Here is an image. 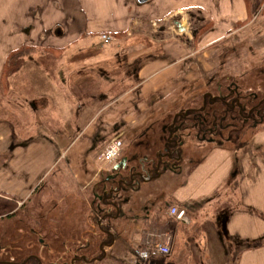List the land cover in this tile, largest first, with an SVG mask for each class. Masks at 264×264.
Wrapping results in <instances>:
<instances>
[{"label": "crops", "instance_id": "crops-1", "mask_svg": "<svg viewBox=\"0 0 264 264\" xmlns=\"http://www.w3.org/2000/svg\"><path fill=\"white\" fill-rule=\"evenodd\" d=\"M173 1L175 0H86L88 5L82 6L77 0L75 7L65 9L64 7L62 8L58 0H31L32 11L41 20L42 30L33 36L30 44H36L38 40L41 41L43 45L40 51L42 62L41 58H37V61L42 63V69L49 70V72L53 71L50 76H52L53 82L58 85L57 98L59 97V90L64 92L59 81L60 77L65 76L64 65L66 66V64H63V61H65L69 45H75L78 41L89 38L91 34L100 35L101 33H107L111 38L117 37L115 39L117 45H123L126 43L127 30L132 34L136 32L138 37L133 39L131 47H129L133 48L132 51L137 48H134L135 45L144 47L142 45H147V43L152 46L165 42L169 44L166 49L160 50V54L152 52V47L147 49V46H145L147 50H139L127 56V59L121 65H118V67H121V73L119 75L116 74L112 78L106 66L109 60L116 64L115 59L121 58V54L118 52L114 53L108 62L107 60H102L101 63L99 61L91 62V60H86L85 62L71 64L72 71L80 80L93 77L94 75L98 76L100 73L103 76H108V84L113 89L111 92L108 89H103L100 92L98 102L101 106L100 113L103 114L106 110H110L108 112H111L114 118L112 122L101 123L97 131H95L91 145L86 150V156H81V159L87 158L88 162L81 160L76 172L68 164H64V169L66 168V171L72 176L71 187L64 186L63 182H59L58 186L52 183L49 184L50 188L55 187L54 189H57V195L56 198H53V201L55 200L54 204L47 203L46 206L49 205L47 206L48 208L54 207L58 210V227L60 231L64 230L66 233L62 234L60 232L61 237L65 238V241L60 243L64 249L70 246L76 247V245L83 248L85 244L88 245V250H90V248L96 247L92 244L98 237L107 236L110 240L107 241V244L104 243L102 245V250L105 253L104 258H118L117 261L122 262L121 264H139L143 256L140 249L144 243L148 246L147 252L149 253L155 241L169 238L170 246L173 249L172 254H170L171 257H174L175 253L179 251L177 247L179 227H188L192 224V221L189 219V223L186 224L169 216L167 210L170 205L183 208L187 213L190 210L202 209L204 204L210 205L219 201L218 205L215 206L216 208L207 217L210 221L207 229L203 230V228H200L195 237H190L186 231L188 236L184 240L182 239V247L187 253L195 251L205 253V258L198 261V264H228V253H231V255L237 254L233 264H264V181L262 186L256 182L258 179L257 174L262 167V172L264 173V165L259 163V161H264V130L259 128L254 134L249 136V139L242 147L236 149L230 148L229 144L216 147L206 142H200V146L193 147L191 145L192 148H190L186 139L181 155L184 160L180 168L174 174H162L159 177V181L156 179L147 183L143 189L145 200L137 203H133L131 200L127 202L120 200L118 202V211L113 206L101 205V210L108 212L107 215L101 217L96 215L93 210V203H91L93 200V185L102 175L112 169V167H106V164L99 163L101 161L100 156L107 145L115 138L120 139L123 144V157L127 155L131 157L133 154L140 155L139 152L141 151L143 156H154L157 153L163 154L164 149L156 151L154 144L150 148L142 147L141 151H138L139 147H137L127 153L126 139L129 142H133L138 133L141 134L140 136L148 134L149 129H152L151 126L157 124V122H161L162 126L168 129L172 126L175 122L174 120L179 116L178 111L186 108L179 106L182 98L185 100L184 95L187 96L188 93L193 92L196 86H199V91L201 90L200 87L204 86L203 88H205L206 86L204 70L198 65L197 53L202 52V57L207 58L208 51L206 48L210 47V50L228 35L236 34L237 28L246 21L249 15L248 5L244 0H240L241 13L235 16L234 25L230 26L231 29L229 28L225 34L212 41L203 43V38L196 42L194 31H190L191 17L188 14L189 10L193 9L194 6L184 3L173 4ZM49 4L53 7L47 8ZM164 7L168 8L162 16V21H167L170 18L172 30L176 33H184L186 35V43L182 39L176 40L172 33L168 37H158L152 27L148 26L147 21L136 17L132 18L131 21L128 20L127 26H123L117 21L116 15L121 18L127 12L133 13L140 9L146 10L148 13H160ZM46 9L50 13H47ZM63 11L66 12L63 14L65 18H58L53 15L51 18L53 19L52 23H48V14L62 13ZM99 12L107 13V16H104L106 28H103V25L97 21L96 23L91 22L89 20L91 17L85 15ZM82 14L84 16L80 17ZM199 22H209L210 29L208 31L213 30V22L206 19H199ZM56 30L61 31V37L56 35ZM159 30L164 32L166 25L159 28ZM32 32L29 31L28 34L31 36ZM145 40L148 41L146 42ZM235 43L219 44V49H224L227 45L232 46ZM24 46L30 47L31 51L24 57L22 67L10 76L8 87L5 90L0 85V110L4 107H9L10 109L23 108L26 109L27 115H32L36 114V110L57 106H52V104L56 103L54 89L46 87L43 82L36 86L35 84L29 85L20 81L21 76L19 73L23 69L26 60L39 53H35V46L33 45ZM8 54L0 64V74ZM144 59L149 60L150 63L141 66L140 62ZM189 60H195L194 64L198 71V76L196 77L193 75L196 70L194 68L189 69ZM116 61L118 63L121 62V60ZM182 64H184L185 70L180 77H177V67ZM160 65L161 67H159ZM216 70L214 71L216 72ZM78 100L85 101L83 97H79ZM85 104L86 101L77 108L78 110L74 116L75 121L81 115ZM8 113L13 115L12 110ZM14 116L16 115L14 114ZM92 118L93 115L90 117V121L88 120L85 123L83 131H87L91 127ZM44 119V117H41V120L44 121ZM43 124L47 128L48 126H57L53 128L54 130L50 127L48 128V130H52L55 133V137H47L51 144L54 143L51 147L56 146L60 140L59 131L61 127L59 123H57L55 118H47ZM109 128L112 134L110 136L106 134L110 132L108 131ZM142 130L143 133L140 132ZM73 144H71L69 149L67 147L63 150L57 149L56 155L59 158L66 156L65 154L68 150H71ZM43 149L44 152L47 151V148ZM34 150H37L34 146L20 147L16 145L12 155L27 153V156H30ZM250 150H253V152ZM90 158H92V161ZM70 161L67 160V162ZM87 164H89V167ZM69 165L71 164L69 163ZM0 178L2 180L4 178L2 171H0ZM165 178H167L166 181H163ZM175 181H181V184L176 187L175 192L167 194L170 202L163 211L165 216L170 218L169 224L173 228L171 229L169 226L171 231L166 230L158 234L153 229L156 225V218L153 219L152 212L148 207H150L151 199L155 195L161 194ZM0 183V186H3V188H0V196L2 195L7 199L12 194L11 198L20 199L18 202H22V199H28L32 193H41V202L50 201L45 199V193L41 190L36 192L39 186L38 181L30 187L29 184L28 186L24 184L26 185L24 189H21L19 187L20 184L12 179L9 182L7 181V184H4L3 181ZM120 194L122 193L118 194L119 197ZM140 204L147 206L148 209L140 210L138 208ZM42 206L43 210L41 212L43 215L41 216L45 217V215L52 212H50V209L47 211L48 208L44 209V205ZM29 217L32 216L30 215ZM43 217L38 220L35 217L32 218L37 222V228H40L38 221L46 222ZM201 221L207 223L206 218ZM48 229H50V225L47 226L46 230L49 231ZM33 233L43 235L35 229ZM50 233H52L51 229ZM157 235L160 238L153 240ZM68 237L78 238V241L73 239L71 245L68 246V240L66 239ZM198 239H201L199 243H197ZM133 257L134 260L131 261ZM151 257H153L152 264H175L174 261H166L165 256L151 255ZM184 258L186 257L184 256Z\"/></svg>", "mask_w": 264, "mask_h": 264}, {"label": "rangeland", "instance_id": "rangeland-1", "mask_svg": "<svg viewBox=\"0 0 264 264\" xmlns=\"http://www.w3.org/2000/svg\"><path fill=\"white\" fill-rule=\"evenodd\" d=\"M58 1L59 4L62 5V8L64 7L65 9H68L70 7L73 8L77 4V0ZM261 1L262 0H254L255 5L258 6V8L256 10H252L251 8L252 15H250L251 17L249 18H252L253 20L256 19L257 25L247 24L243 27V29L238 30L236 34L234 33L232 35H228V37L224 38L221 42H219V44L222 45L224 43L226 44L233 42L239 43L241 42V40L246 42L247 44V42H249L250 40L252 41L254 48H256L255 46L258 47V50H255L252 53L256 54L257 57L259 56L258 61H262L260 60V56H264V4L262 3V5L260 6L259 3ZM78 2H80V5L82 6L88 5V2H86V0H78ZM30 3L31 0H0V64L4 61L9 51L24 45L35 46V53H39H36L33 57L26 60L23 69L19 73L21 76L20 81L29 85L35 84L36 86L43 82L46 87L54 89V97L56 103L52 104V106L54 105L57 107L43 109L39 108L41 110H36V114L32 115H27L26 109L23 108L10 109L9 107H4L2 110H0V171H2L4 175L3 180L0 178V182L3 181L4 184H7V181L9 182L12 179L16 181V183L20 184L19 187L21 189H24V186H28L29 184L30 187L31 185H33V183H37L38 181L39 186L36 192L41 190L45 193V199H48L50 201L41 202V193H32L28 197V199H22V202H18V200L20 201V199L11 198L12 194H10V197L8 199L3 197L2 195L0 196V259L4 262L18 264L21 256H24L25 253L26 255L31 253V256L38 257L41 264H61V262H67L66 264H69L71 262L70 260H72L71 258L74 257L73 253H75V250L77 248L73 250L74 246H70L67 249H64V247L60 244L65 241V238L61 237L60 232L62 234L66 233L64 230L60 231L58 227V210L54 207H51V209L48 208L47 206L49 205L46 206L47 203L53 205L55 201H53V198H56L57 195V189L55 190V187L50 188L49 184L52 183L55 184V186H58L59 182H63L64 186L71 187L70 184L72 183V176L68 173V171H66V168L64 169V164H68V166L72 167L76 172L77 167L81 163V160H86V162H88L87 158L81 159V156H86V150L89 145H91L95 131H97L101 123L106 124L108 122H112L114 118V116L111 115L112 113L108 112L110 110H106V112H103V114H101V106L98 102V98L101 94L100 92L103 91V89H108L110 92L113 89V87L108 84V76H103L100 73L98 74V76L94 75L93 77L80 80V78L74 73V71H72L71 64H74L76 62H85L86 60H91V62L99 61L100 63L102 62V60H107L108 62V60L112 58L114 53L118 52L121 54V58L115 59L116 64L112 62V60H109V62L107 63L108 65L106 66L107 71L111 73L110 76L112 78L113 76L115 77L116 74L119 75L121 73V67H118V65H121L122 62L127 59V56L138 52L139 50L150 49L151 47L152 52L160 54V50L166 49L169 44L165 42L160 45L155 44L154 46H152L150 43H147V45H142L144 47L135 45L134 48H137L132 51L133 48L129 47H131L133 39L138 37V34L136 32L132 34L127 30L126 43L123 44L124 46L121 44L117 45L115 40L117 37L110 38L109 42H103L99 34H91L89 38L78 41L75 45H69L70 47L67 49L65 61H63V64H66V66L64 65L65 76L60 77L59 81L61 89L64 90V92L59 90V97L57 98L58 85L53 82L52 76H50L53 74V71L49 72V70L42 69V63L37 61V58H41L40 51L43 45L39 40L36 44H30L33 36L36 35L38 31L42 30L41 20L32 11V6L30 5ZM174 3H184L194 6V8L189 10L188 12L191 17L190 31H194V33L198 31V27L202 25V23L199 22V19H206L207 21L213 22V30L208 31L209 28H207L204 29V31L198 32L196 36L194 35L196 42H198L199 39L204 38V41H202L203 43H205L225 34L230 26L232 27L234 25V19L236 18L235 16L241 13L240 0H175L173 1V4ZM50 7L53 6L49 4L47 8ZM167 8L168 7H164L163 11L160 13H148L146 10L142 9L137 10L133 13L127 12L125 13V15L123 14L121 18L116 15L117 21L121 25L127 26V21H131L132 18L136 17L140 20L147 21L148 26L152 27V30L154 31V33H157L158 37H168V35L172 33V35L175 36L174 38H176V40L182 39L186 43L187 40L184 33H176L174 32V30H172V23L170 18L167 21H162V16L164 15V12ZM258 10H261V14L255 17L253 14L257 13ZM47 13L50 12L47 11ZM65 13L66 12L63 11L62 13L58 12L48 14V23H52L53 19L51 18L53 17V15H56L58 18H65V16L63 15ZM85 15L91 17V19H89L91 20V22L96 23L97 21L103 25V28H106V19L104 17L107 16L106 12ZM83 16L84 14H82L80 17ZM165 25L166 30L164 32L160 31L159 28ZM252 28L254 30L257 29L259 32L257 34H253ZM29 31H33L31 36L28 34ZM45 33L46 35H48L47 32ZM61 34L62 33L60 30H56V35L61 37ZM145 41L147 42L148 40ZM219 44L216 43L214 45V48H211L210 50V47L206 48V50L208 51L207 58L202 57V52L197 53L198 65L201 69L204 70V78L206 79V82L208 84L206 83L205 88H203L204 86L200 87V91L198 88L199 86H196L193 92L188 93L187 96L184 95L185 100H183L182 98L179 106H183L185 108L194 105L192 98L195 94L198 93L199 95L201 94V92L207 89V87L209 86L208 80L210 79L211 82H217L222 87L227 83L226 78L224 76H221L223 73L222 70L218 72L214 71L219 67L220 64L226 63V65L230 66V70H228L224 74H226V76L229 77L230 80H235L236 74L239 73L235 70L237 68V64L241 65L246 60H248V62H253V57L245 55L244 47H242L241 49L239 45L236 46L237 48H239V50H242L241 58L237 59L235 55L230 52V47H232L233 45H227L226 48L219 49ZM145 46H147V49L145 48ZM127 48L129 49L125 51ZM122 50L124 54L122 53ZM116 60H121V62L118 63ZM194 61L195 60H189V69L194 68L196 70ZM149 63L150 61L145 59L140 62L141 66H144L145 64L148 65ZM159 67H161V65ZM184 67V64L177 67V77H180L183 74V71L185 70ZM246 68H249V64H246ZM231 71L233 72L232 74ZM193 75L194 77L198 76V71L196 70ZM211 90L212 92H214V87H211ZM79 97H83V99L86 101V104L82 109L81 115L75 121L74 116L78 110L77 108L80 107L83 102H85L79 101ZM10 110L13 111V115H9L8 112ZM14 114L16 116H14ZM92 115L93 122L91 127L87 131H83L85 123L90 119V117H92ZM41 117L45 118L44 121L47 118H55V120L61 127L59 131L60 140L54 147H51V145H54V143L51 144V142L47 140V137H55V133L52 130H54L53 128L57 126L47 125L48 128H52V130H48V128L43 124L44 121L41 120ZM151 127L152 129H149L148 134L140 136L141 134L138 133L136 139L133 142H129V140L126 139L128 146L127 153L134 148L136 149L137 147H139L138 151H141L142 147L150 148L152 144H154V147H156V151L163 147L162 141L166 135L163 132L162 123L157 122V124H153V126ZM258 128L264 130V125L258 126ZM108 131L110 132H107L106 134L108 136L112 135L110 128L108 129ZM140 132L143 133V130ZM250 135H247L246 140L249 139L248 136ZM71 144H73V146L71 147L70 151H67V153L65 154L66 156H62L59 158L58 155H56L57 149L63 150L66 147L67 149H69ZM16 145H19L20 147H26L27 145H30L36 147L37 150L32 151L30 156H27V153L12 155ZM43 148H47V151L44 152ZM230 148L232 147L230 146ZM251 152H253V150ZM139 153L140 155L137 154V157L143 156L141 154L142 151ZM67 160L71 161L67 162ZM90 160L92 161V158H90ZM69 163L71 165H69ZM99 163L104 164L101 161H99ZM259 163H262V165H264V161H259ZM87 165L89 167V164ZM106 167H112V164H106ZM262 168L257 174L258 179L256 181L260 184V186H262V183L264 181V173L262 172ZM166 179L167 178L163 179V181H166ZM176 181L172 183L170 187H167V189L162 191L161 194L155 195V197L151 199V203L149 205L150 207H148L152 212L153 219L156 218V225L153 227V229L158 234H161L166 230L171 231V229L173 228L171 227V224H169L170 218L168 216H165L164 212L159 211V207L162 206L163 208H166L168 206L170 200L167 194L175 192L176 187L181 184V181ZM168 184L170 183L168 182ZM0 188H3V186H0ZM142 198L145 199V196H142ZM218 203L219 201L213 202L210 205L204 204L203 208L199 210H187V215L192 221V224L188 227H179V240L177 244L179 251L175 253L174 257H171L170 254H172L171 252L173 249L170 246V254L168 256H165L166 261H174L175 264H198V261L205 258L206 255L203 252L200 253L195 251L187 253L184 247H182V243L185 237L188 236L186 235V231L188 232L190 237H195L197 231L200 228H203V230L207 229V226L210 224L209 218L207 217L209 216V213L216 208L215 206H217ZM42 205H44V209L48 208L47 211H49V209L50 212L52 211L50 214L45 215V217L41 216L43 215V213L41 212V210H43ZM97 207L98 203H95L94 208ZM6 213L8 214L5 215ZM30 215L32 217H29ZM34 217L37 220L43 217L46 222L38 221V224H40V228H37V222L32 219ZM205 218L207 223H203L201 221ZM48 225H50L52 233H50V229H48L49 231L46 230ZM169 226L171 229H169ZM34 229L38 230V232L40 231L43 235L34 234ZM159 238L160 236L157 235L153 238V240H157ZM66 239L69 242H67L68 246L71 245L73 239L78 241V238L68 237ZM103 240L108 241L110 239L105 236L103 237ZM200 240L201 239H198L197 243H199ZM88 252L86 251L84 253ZM93 255L95 254H92V256ZM232 255L231 253H228V264H233V260L235 261V257L237 254L234 253ZM82 256H84L83 260H88L86 258L87 255L82 254L81 257ZM184 256L186 258H184ZM133 260L134 257L131 261ZM91 262L89 264H96L94 262ZM142 263L145 262H139V264ZM75 264L86 263L82 262L81 260L77 261Z\"/></svg>", "mask_w": 264, "mask_h": 264}, {"label": "flooded vegetation", "instance_id": "flooded-vegetation-1", "mask_svg": "<svg viewBox=\"0 0 264 264\" xmlns=\"http://www.w3.org/2000/svg\"><path fill=\"white\" fill-rule=\"evenodd\" d=\"M252 2V10H256L258 6L255 5L254 0H252ZM262 3L264 4V0L259 3L260 6ZM260 14L261 10H258L257 13L253 15L257 17ZM246 20L245 23L237 28V31L243 29L247 24L257 25L256 19H249V15ZM258 32L257 29H253V34H257ZM237 45H239L241 49L242 47L245 48V55L253 57V62H248V60H246L241 65L237 64L235 70L239 73L236 74L235 80H230V78L224 74L230 70V66L226 67L224 63L221 64L222 66L220 65L221 67L219 66L216 71H223L221 76L226 78L227 83L222 87L217 82L214 83L211 82V79L208 80L209 86L207 89L199 95L198 93L195 94L192 98L194 105L178 111L179 116L174 120L175 122L173 121L174 123L172 126L169 127L170 134L167 136V147L164 149L165 151L163 154H156L157 159L152 165V170L150 159L147 156H141L140 158L135 156L129 157V155H127L124 156L128 160L124 173L111 169L108 173L102 175L92 188V196L98 201L97 209L99 213L96 209V215L101 217L108 214V212H103L101 210V205H104L103 202L113 203V207L117 211L118 202L120 200L122 202H127L129 200L133 203L140 202L144 199L142 198V196L145 195L143 189L146 187L147 183L156 179L159 181V177L164 173L174 174L175 171L180 168L184 160V157L181 155L183 144L186 139L190 148H192L191 145H193V147L200 146V142L213 144L216 147H221L224 144L232 146L242 135L244 130L254 134L258 126L264 125V56H260V60L262 61H258L259 56L257 57L256 54L252 53L258 50V47L255 46L256 48H254L250 40L247 44L241 40V42H236L230 47V52H232L237 59L241 58L242 55V50H239V48L236 47ZM246 64H249V68H246ZM211 87H214V92H212ZM124 157L122 154L116 164ZM114 165L115 164L112 165V168ZM142 166L149 172L148 175H139L142 172ZM130 168L133 169L130 170ZM127 174L129 177L131 175L132 178L130 182L128 179L124 180L125 184L122 186V190L119 191V193H122L119 197V193L114 191L117 187L111 183V179L112 177L115 178V180L112 181L116 183L120 177H122L121 175H124L123 178H125V176H128ZM108 176H111L110 180H107ZM104 183H107L106 186ZM102 185L106 187V190L109 191L112 189L113 192L103 195V191L99 192ZM138 208L144 211L147 206L140 204ZM159 209L163 212L165 208L160 206ZM7 214L8 213L5 215ZM100 243L98 248L102 255L105 256L102 245L108 242H105V240L100 237ZM104 256L100 259L104 258ZM35 258L38 261L37 264H41L38 257ZM83 258L84 256L74 255L69 264H75L77 261L83 260ZM66 263L67 262H61V264ZM0 264L16 263L4 262L0 259Z\"/></svg>", "mask_w": 264, "mask_h": 264}, {"label": "trees", "instance_id": "trees-1", "mask_svg": "<svg viewBox=\"0 0 264 264\" xmlns=\"http://www.w3.org/2000/svg\"><path fill=\"white\" fill-rule=\"evenodd\" d=\"M244 1L248 5L249 18H250L251 17L250 15H252V10H251V8H252V0H244ZM207 28L210 29L209 22L202 23V25H200L198 27V31H196L194 33V35L196 36L198 32L204 31V29H207ZM30 51H31V48L30 47H28V46H21V47L15 49V50L11 51L8 54L7 59L4 62V65H3V68H2V71H1V74H0V85L3 87L4 90L8 87L10 76L14 72H16L19 68L22 67V65L24 63V57ZM163 132L164 133L166 132L165 133L166 136L164 137V139L162 141V145L164 147H162L161 150H163V149H165L167 147V144H166L167 139L166 138L170 134L169 129L166 128V127H163ZM250 134H251V132L249 133V132H246V130H244L242 132V135L234 142V144L231 147H233L234 149L242 147L247 142V140H246L247 139V135H250ZM134 156L137 157L135 154H133V157ZM147 157L150 159V162H151V170H152V168H153L152 165L154 164L155 160L157 159V155L147 156ZM106 184L107 183H104V185H106ZM104 185L101 186L102 188L100 187V191L99 192L104 191V188H103ZM97 202L98 201L93 198V200H92L93 208H94L95 203H97ZM96 209L97 208H94V212H96ZM159 211H160V209H159ZM97 212L99 213L98 209H97ZM101 238H103V237H101ZM93 242H94V240H93ZM99 243H100V237H98L96 239V241L92 244L93 246H96V247L94 249L93 248H90V250H88V248H89L88 245H85L84 244L83 248L81 246H77L76 245V247H74L73 250L75 248H77V249L75 250V253H73V255H75V256L76 255L77 256H80L82 254L87 255V257L86 256L85 257L88 260H86V259L85 260H82V262H84L86 264H89L91 261H92L91 263L94 262L96 264H119L120 261H117L118 258L109 259L108 257H105V258L100 259L102 257V253L100 251H98L99 250V248H98ZM141 247L142 248L140 250L142 251L141 253L143 255L141 259H143L144 256H148L147 257L148 264H152V258L153 257H151V255H149L148 252H147L148 251V246L144 243ZM86 251L87 252L89 251V252L88 253H84ZM92 254H95V255L92 256ZM31 255H32L31 253H29L27 255L25 253L24 256H21L20 257L18 264H37L38 263L37 259L35 258V256H31ZM28 256H30V257H28Z\"/></svg>", "mask_w": 264, "mask_h": 264}, {"label": "built area", "instance_id": "built-area-1", "mask_svg": "<svg viewBox=\"0 0 264 264\" xmlns=\"http://www.w3.org/2000/svg\"><path fill=\"white\" fill-rule=\"evenodd\" d=\"M101 39L103 42H109L110 36L107 34H102ZM122 149V142L119 139L112 140L109 145L105 148L103 153L100 156V160L104 163H113L116 162L120 155ZM167 214L175 220L182 223H189V218L184 209H181L177 206H170L167 210ZM149 255H157V256H167L170 254V239L167 238L165 240H157L152 244V250L148 253ZM147 258V257H146ZM144 259V262L146 261ZM145 264V263H142Z\"/></svg>", "mask_w": 264, "mask_h": 264}, {"label": "water", "instance_id": "water-1", "mask_svg": "<svg viewBox=\"0 0 264 264\" xmlns=\"http://www.w3.org/2000/svg\"><path fill=\"white\" fill-rule=\"evenodd\" d=\"M139 1H142V0H139ZM167 141H168V138H167ZM127 158L126 157H124V158H122V160L118 163V164H115L114 166H113V168H112V170L113 171H117V172H122V173H124V170L126 169V167H127ZM142 172H141V174H139L140 176H142V175H148V172H147V170L146 169H144V167L142 166ZM133 168H130V170H132ZM128 175V174H127ZM122 177H120V179L115 183V182H113L112 180H115V178H113L112 177V179H111V183L112 184H114V185H116V187H117V189L116 190H114V191H116L117 193H119V191L120 190H122V186L125 184V182H124V180H126V179H128L129 180V182H130V179L132 178V176L130 175V177H129V175L128 176H125V178H123L124 177V175H121ZM110 177L111 176H108L107 177V180H110ZM129 177V178H128ZM127 182V181H126ZM106 186V185H105ZM104 186V194L103 195H107L108 193H112L113 192V190L112 189H110L109 191L108 190H106V187ZM109 197H111V196H109ZM103 204L106 206V205H110V206H114V204L113 203H107V202H103ZM84 259V258H83Z\"/></svg>", "mask_w": 264, "mask_h": 264}]
</instances>
